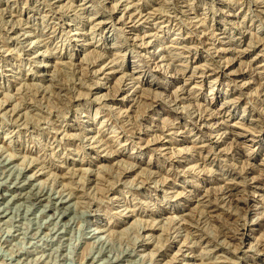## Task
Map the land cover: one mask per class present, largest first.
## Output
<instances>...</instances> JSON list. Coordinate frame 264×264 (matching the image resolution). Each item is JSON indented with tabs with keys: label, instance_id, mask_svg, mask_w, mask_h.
Here are the masks:
<instances>
[{
	"label": "rangeland",
	"instance_id": "374dc122",
	"mask_svg": "<svg viewBox=\"0 0 264 264\" xmlns=\"http://www.w3.org/2000/svg\"><path fill=\"white\" fill-rule=\"evenodd\" d=\"M263 126L264 0H0V264H264Z\"/></svg>",
	"mask_w": 264,
	"mask_h": 264
},
{
	"label": "bare ground",
	"instance_id": "6f19581e",
	"mask_svg": "<svg viewBox=\"0 0 264 264\" xmlns=\"http://www.w3.org/2000/svg\"><path fill=\"white\" fill-rule=\"evenodd\" d=\"M124 7V6H123ZM136 12V11H135ZM148 14V13H147ZM130 15H132L131 13H130ZM145 15H146V13H145ZM144 15V16H145ZM143 16V15H142ZM94 17V16H93ZM149 18H150V16H148ZM135 18H138V17H135ZM149 18H147V19H149ZM105 19H107V18H105ZM138 20V19H137ZM146 20V19H145ZM136 22V21H135ZM131 23V22H130ZM91 25V24H90ZM149 26V25H148ZM222 31V30H221ZM225 35V34H224ZM145 36V35H144ZM224 37V36H223ZM223 41V40H222ZM116 44V43H115ZM221 44V43H220ZM154 45V44H153ZM225 47V46H224ZM229 48V47H228ZM217 50H219V49H217ZM222 50V49H221ZM225 50V49H224ZM117 51V50H116ZM218 52V51H217ZM217 52H216V54H217ZM219 54V53H218ZM221 54H219V56H220ZM115 60V59H114ZM158 63H160V62H158ZM147 64V63H146ZM220 65V64H219ZM225 66V65H224ZM218 69H220V68H218ZM217 69V70H218ZM228 70V69H227ZM227 70L225 71V72H227ZM131 72V71H130ZM216 72V71H215ZM238 72V71H237ZM224 73V72H223ZM138 74V73H137ZM180 74V73H179ZM229 74V73H228ZM183 76V75H182ZM188 77V76H187ZM140 78V77H139ZM182 78V77H181ZM232 79V78H231ZM239 80V79H238ZM237 83V82H236ZM201 84V83H200ZM243 84V83H242ZM135 86V85H134ZM135 90V89H134ZM155 101V100H154ZM158 102V101H157ZM156 101H155V103H157ZM218 113V112H217ZM213 115V114H212ZM207 116V115H206ZM209 116V115H208ZM214 116V115H213ZM219 116V115H218ZM203 117V116H202ZM200 118V117H199ZM198 118V119H199ZM204 119V118H203ZM211 119H212V117H211ZM214 119V118H213ZM205 120V119H204ZM207 121V120H206ZM209 121V120H208ZM197 122V121H196ZM200 122V121H199ZM94 123V122H93ZM204 123V122H203ZM210 123H212V122H210ZM215 124L217 123V122H214ZM213 123V124H214ZM219 123V122H218ZM221 123V122H220ZM222 123H224V122H222ZM201 124V123H200ZM205 125H208V124H206V123H204ZM202 125V124H201ZM218 125V124H217ZM211 127V126H210ZM213 127V126H212ZM217 127V126H216ZM264 127V126H263ZM214 128V127H213ZM209 129V128H208ZM172 132V131H171ZM174 133H176V132H174ZM95 138V137H94ZM96 143V142H95ZM150 144V143H149ZM94 145V144H93ZM166 146V145H165ZM98 148V147H97ZM169 149V148H168ZM162 151V150H161ZM106 157V156H105ZM182 160H184V159H182ZM179 161V160H178ZM180 166V165H179ZM261 170V169H260ZM38 172V171H37ZM261 176H262V174H261ZM260 176V177H261ZM32 177V176H31ZM252 181V180H251ZM260 181V180H259ZM228 185V184H227ZM230 185V184H229ZM228 185V186H229ZM259 186V185H258ZM234 187V186H233ZM250 187V186H249ZM264 187V186H263ZM262 187V188H263ZM246 188V187H245ZM231 189V188H230ZM226 190H228V189H226ZM3 191H5V190H3ZM231 191V190H230ZM235 191V190H234ZM233 192V191H232ZM259 192V191H258ZM226 193H229V192H226ZM222 194H224V193H222ZM240 194V193H239ZM225 195V194H224ZM223 195V196H224ZM179 196V195H178ZM229 196V195H228ZM232 197V196H231ZM65 199V198H64ZM179 200V199H178ZM191 200V199H190ZM241 201V200H240ZM250 201V200H249ZM245 204V203H244ZM214 208V207H213ZM243 208V207H242ZM244 208H246L245 206H244ZM254 208H252V210H253ZM211 210H212V207H211ZM214 210V209H213ZM249 210V209H248ZM251 210V209H250ZM248 212V211H247ZM245 225V224H244ZM243 227V226H242ZM191 253V252H190Z\"/></svg>",
	"mask_w": 264,
	"mask_h": 264
}]
</instances>
